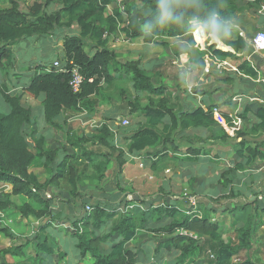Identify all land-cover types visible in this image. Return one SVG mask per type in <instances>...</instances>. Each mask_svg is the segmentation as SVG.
Instances as JSON below:
<instances>
[{
    "label": "trees",
    "instance_id": "obj_1",
    "mask_svg": "<svg viewBox=\"0 0 264 264\" xmlns=\"http://www.w3.org/2000/svg\"><path fill=\"white\" fill-rule=\"evenodd\" d=\"M132 1L137 8L131 7L123 12L118 10L115 0H45L44 8L55 5L58 9L53 13L37 10L32 14L23 12L16 0H9V8L0 10V71L14 64L15 58L10 49L12 44L37 37H51L57 31L70 29L71 23L63 22L64 16L74 18L78 28L76 35L63 34L57 38L62 58H55L49 67L38 65V71L24 86L22 94L16 96L6 88L2 89L3 100L10 111L8 114H0V188L10 187L8 198L24 197L42 208H34L30 203L16 206L6 199L0 201V210L12 211L21 219L32 217L35 220H47L45 230L53 227L77 241L76 248L79 249L81 260H85L84 264H138V252L129 248L128 244L142 231L168 237L166 242L155 249L158 253L166 251L173 257L168 264H235L234 260H239L243 255L247 256L238 264H261L264 256V191L259 201L257 197L260 194L252 192L248 186L245 189L254 197L252 201L218 209L212 204H204L201 210L188 212L181 210L175 201L162 198L151 201L140 211L131 208L121 212L122 205L127 207L130 203L139 205L142 202L135 198L119 204L112 197L100 196L92 204L89 201L82 202V208L88 207L89 210L84 214L78 212L70 221L63 220L59 214L55 215L50 210L51 200L46 198L45 193L49 187L57 186L65 176H68L70 197L75 201L83 198L73 166L79 157L70 156L58 148H48L44 136L35 137L34 130L27 136L26 129L33 127L34 118L32 109L22 103L23 95L39 101L46 125L59 128L55 122L64 112H94L104 87L129 76L135 96L146 94L148 98L145 105H141L138 98L128 103L129 114L137 113L141 120L131 126L134 129L129 134L123 136V139L129 141L126 153L111 143V122L102 123L90 137L75 142L107 149V162H111L113 156L116 173L121 171L126 154L142 158L151 169L172 157L177 159L185 173L191 174L202 157H207L209 164L215 163L212 158L221 160L224 157L225 152L208 149V141L211 144L232 143V158L228 166L223 167L219 173H216L215 167L212 168L217 185L232 195L235 183L239 182L238 174L247 172L255 165H264V105L252 103L243 106L239 117L244 125L234 130L235 137L231 139L224 132L233 129L229 115L222 113L226 127L217 130L214 128L217 120L212 114L214 108L231 105L230 100L207 105L205 111L199 106L179 109L176 98L165 86L152 83L153 77L143 69L139 60L120 62L117 54L108 46V39L119 34L125 40L141 39L145 44L166 46L164 40L177 39L183 40L185 46L193 47L191 35L203 31L199 27L201 25L214 35L202 42L205 43L206 51L218 60L233 59L234 54L220 50H225V46L237 53L249 47L232 26L234 18L230 8L235 1ZM261 5H264V0H256L249 7L258 8ZM211 40L220 50L215 48ZM87 42L90 43L89 48ZM178 53L184 52L179 48ZM188 54L189 61L201 70L203 63L194 60V54ZM54 61L60 62L59 70L64 72L53 68ZM72 67L78 69L83 79L79 94L72 93L68 86L69 70ZM237 70L248 77H239L240 84L253 90V95L264 99V90H258L254 83L257 73L245 62ZM223 82L233 84L235 80L229 76ZM195 94L204 96L206 92L196 90ZM204 130H208L207 136H197L196 133ZM175 137L181 138V141L185 139L186 148L183 153ZM28 138L33 144L32 148ZM75 143L71 141L69 145L78 147ZM36 158L43 161L44 168L53 173L44 183L29 171ZM66 223L73 229L68 235L64 229ZM226 230L234 233V242L224 239ZM38 233L43 235L45 232L40 229ZM1 235L11 241L15 239L4 227H0ZM42 238L43 241L34 246V254L27 258L23 257L24 246L0 250V264H10L7 257L20 258L22 264H48V258L57 260L56 264H59L66 259V252L49 244V236L44 235Z\"/></svg>",
    "mask_w": 264,
    "mask_h": 264
},
{
    "label": "rangeland",
    "instance_id": "obj_2",
    "mask_svg": "<svg viewBox=\"0 0 264 264\" xmlns=\"http://www.w3.org/2000/svg\"><path fill=\"white\" fill-rule=\"evenodd\" d=\"M16 1L20 9L28 14H32L37 10L53 13L58 9L55 5L44 8L45 0ZM121 4L124 10L131 7L137 8L136 3L132 0H122ZM9 6V0H0V10L7 9ZM110 10L111 8L108 11ZM63 22H70V29H64L61 32L57 31L51 37H37L28 41L22 40L10 46L15 60L12 66L0 71V114H8L10 111L9 106L3 100V88H6L10 94L16 96L22 94L24 86L30 82V79L38 71V65L49 67L55 58H62L61 45L57 38L59 39L63 34L76 35L78 33L74 18L64 16ZM108 40L115 44L114 49L118 52L117 56L120 62L139 60L143 69L153 77L152 83L155 86H165L172 96L176 98L175 101L178 103L179 109L181 107H196L195 102L188 99L194 96L191 98L199 101V95L195 94L196 90H204L208 96L213 94L218 101L217 103H224L227 100L232 103V105L228 106H219L222 107L221 109L218 108L220 112H228L232 119L233 129L224 131L227 136L233 139L235 137L234 130H239L244 125L239 117L244 101L237 100L241 96L246 95H250L251 98L253 90H248L247 87L240 84L238 76L234 77L235 82L233 84L223 82L227 77L234 76L231 71L232 67H234L233 60L215 61L207 53L205 43L199 44L198 48H190L191 51L188 52L194 54V60H199L203 63L202 69L199 70L194 62L189 61V58L187 59L188 56L186 57V54L178 57L174 55L176 51L173 49L174 46H179L180 48L183 44L182 41L176 39L170 41L166 39L171 46L169 51L164 46L144 44L141 39L125 43L119 34L110 37ZM87 46L88 48L90 47L89 42H87ZM254 81L258 90H264L261 86L262 83L257 78ZM101 94L102 96L98 98V106L94 112L77 113L66 111L55 122L59 128H53L44 123L41 117L42 112L39 110V101L27 95L22 96L23 105L32 109L34 118L33 127L26 129L27 136L34 130L35 137L44 136L48 148L52 150L58 148L59 150H64L70 156L79 157L78 161L73 162V166L79 178V192L83 198L75 201L70 197V186L67 182L68 176H65L63 180L58 182L57 186L49 187L45 193L46 198L51 200L50 210L55 215H62L63 220L70 221L74 219L78 212L80 214L87 212L86 208H82V202L89 201L92 204L99 200L100 196L112 197L115 199V203L119 204H124L125 200L131 201L135 198H139L142 202L139 205L130 203L127 207L122 205L120 208L121 212H126L127 209L131 208L135 211H140L142 208H146L145 206L150 204L151 201L162 198L175 201L181 210L188 212L201 210L205 206L204 204H212L216 209L221 206H240L252 201L254 198L251 192L248 193L245 186H248L257 195L260 194L257 199L261 200V193L264 191L263 164L255 165L248 169L247 172L238 174L239 182L235 183L234 194L232 195L229 194L228 190L222 189L217 185L212 168L215 167L217 169L216 173H219L223 167L228 166L232 158V143L214 142V144H211L208 141L206 144L207 148L213 152H225L224 157L221 160L212 158L215 162L213 164L208 163L207 157H202L200 163L193 168L191 174L185 173L183 171L184 168L180 167L177 159L172 157L164 159L156 165L155 169H151L149 163L143 161L142 158L126 154L124 155L125 163L121 171L116 173L117 167L113 156L110 159L111 162H107L106 156L109 154L107 149L93 146L90 143L75 142L80 138L90 137L102 123L111 122L109 123L110 130L113 132L111 143L126 153L129 141L123 139V136L129 134L134 129L131 126L133 124L136 125L141 120L139 114H129L128 103L138 98L141 105H145L148 96L146 94H142L139 97L135 96L129 76L117 79L111 85L104 87ZM235 94L241 96L237 97ZM258 100L260 103L264 102L263 98H258ZM126 121L128 125L125 127L124 123ZM225 127L224 120H219L214 126L217 130ZM192 133L190 132V134ZM196 134H198L197 136H207L209 132L204 130ZM175 139L179 150L183 153L186 148L185 139L183 141L178 137H175ZM70 140L78 144V147L70 146ZM27 141L32 148L31 140L28 138ZM29 171L37 175L42 183L46 182L53 174L52 170L45 169L43 161L37 158L29 168ZM9 192L10 187L0 188V201L8 199L16 206L30 203L34 208H42L24 197L10 196L8 198L7 194ZM221 196L226 197L222 198ZM92 197L94 199H91ZM1 212L3 216H0V227L7 228L15 239L11 241L1 235L0 250L24 246L22 253L23 257L27 258L34 254V246L41 243L43 241L42 237L46 235L49 236V244L55 249H60L67 253L66 259L59 264L85 263V260L82 261L80 258L79 249L76 248L77 241L66 237L65 233L57 231L53 227L45 230L47 220H35L32 217L21 219L18 214L12 213V211ZM40 229L45 232L43 235H39ZM71 232L66 231L67 235ZM225 232L224 239L234 242V233L227 230ZM167 239L168 237L164 234L157 235L152 231H142L138 232L135 239L128 244V247L138 252L136 259L138 264H168L173 257H170L166 251L161 250L158 253L155 250ZM244 256L246 257L247 255L239 257L237 261L234 260L235 264H238ZM7 261L10 264H22V259L20 258L7 257ZM56 261L48 258V264H56ZM261 264H264V256L261 258Z\"/></svg>",
    "mask_w": 264,
    "mask_h": 264
},
{
    "label": "crops",
    "instance_id": "obj_3",
    "mask_svg": "<svg viewBox=\"0 0 264 264\" xmlns=\"http://www.w3.org/2000/svg\"><path fill=\"white\" fill-rule=\"evenodd\" d=\"M234 1H235L234 6L230 8V12H232V16L234 18V21L232 22V26L239 33V35L248 43V40L255 33L259 32V31H264V5H261L258 8H255V7L251 8V7H249V5L254 4V2H256V0H234ZM199 27H202L203 31H201L199 33H193L191 35L192 41L194 43L193 47H190V46H187V45L185 46V42L183 40H178V41H182L183 42V44L180 46V48L182 49V52H184V53H180L179 54L178 53L179 46H174L173 49L176 50L174 52V55L176 57H178L179 55L183 56V54H186V57L188 56L187 57V59H188L190 57L189 54H188V52L191 51L190 48H198V45L201 44L204 40H206L207 38L211 39V36H214V35H212L210 33L209 30L205 29L203 26L200 25ZM111 37H113V36H111ZM167 40L170 41V40H174V39H167ZM169 41L164 40V42H166V44H167L164 47L168 51L171 49V46L168 44ZM130 42H131V40H129L128 42H125V43H130ZM211 42H212V40H211ZM108 44H109L108 45L109 49L113 50L117 54L118 53L117 50L114 49L115 48V44L111 40H108ZM212 44L215 45V48L217 50H220V49H218L216 47V44L214 42H212ZM148 45H152V44H148ZM248 45H249V47L246 50L239 51L237 53L234 52L232 49L225 47L224 45L223 46H224L225 50H220V51H223V52L224 51H229L232 54H234V58L230 59V60L234 61V67H232V70H231L232 73H234L233 77L238 76V77H242V78H245V79L248 78V77L244 76L243 74L239 73L238 70H237V67L241 63L245 62L251 69H253L257 73V77H256L257 80L260 81L264 85V52L255 53L252 50V47L250 46L249 43H248ZM116 46H117V44H116ZM212 59L215 60V61L218 60V59H215L213 57H212ZM54 60H56V59H54ZM132 61H137V60H132ZM218 61H226V60H218ZM258 81H257V83H258ZM254 83H255V81H254ZM262 84H261V86L264 89V86ZM235 95H237V94H235ZM239 96H241V95H237V97H239ZM191 97H194V96H191ZM191 97H189L188 100H190L192 102H195L196 106L201 107L204 111L206 110V106L207 105H212V104H215V103L218 102L213 94L211 96H208V95L198 96L199 101L196 100V99H193ZM241 100L244 101V105L245 104H252V103H254L256 105H264V102L260 103L259 100H258V97L255 96V95H251V98H250V95L241 96L240 99L237 100V101H241ZM181 109H187V107H181ZM216 109H218V108H216ZM39 110H41V112H42L41 106H40ZM224 112H226V111L220 112L221 115ZM226 113L229 115L228 112H226ZM41 117L43 118V112H42ZM230 120H231V118H230ZM0 216H3V213L1 212V210H0ZM60 216L62 217V215H60Z\"/></svg>",
    "mask_w": 264,
    "mask_h": 264
},
{
    "label": "built area",
    "instance_id": "obj_4",
    "mask_svg": "<svg viewBox=\"0 0 264 264\" xmlns=\"http://www.w3.org/2000/svg\"><path fill=\"white\" fill-rule=\"evenodd\" d=\"M121 3H122V0H116V6L118 7V10L120 12H123L124 8H123V5ZM122 39L125 42L129 41V40H125L123 37H122ZM248 43L250 44V46L252 47V50L255 53L264 52V31H259V32L255 33L248 40ZM52 66H53L54 69L58 70L59 72H64V70H59L60 69V62L59 61H54ZM82 82H83V79H82L78 69L76 67H72L69 70V81H68V86L70 87L72 93L79 94L81 92ZM212 114L216 118L217 122L219 120H224L222 118V115H221V113H220V111L218 109L214 108L212 110ZM231 121H232V119H231ZM224 123H225V120H224ZM231 124H232V122H231ZM127 125H128V122L126 121L124 123V126L126 127ZM86 209L89 210L88 207H86ZM64 229H66L67 231H73V229L70 226H64Z\"/></svg>",
    "mask_w": 264,
    "mask_h": 264
}]
</instances>
